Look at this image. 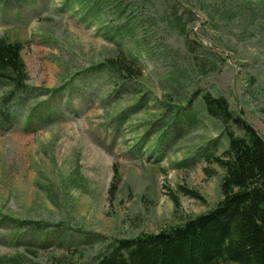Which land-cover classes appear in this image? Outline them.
Wrapping results in <instances>:
<instances>
[{
    "label": "rangeland",
    "instance_id": "374dc122",
    "mask_svg": "<svg viewBox=\"0 0 264 264\" xmlns=\"http://www.w3.org/2000/svg\"><path fill=\"white\" fill-rule=\"evenodd\" d=\"M1 38L28 81L0 107V264H96L213 210L205 95L264 139V0H0Z\"/></svg>",
    "mask_w": 264,
    "mask_h": 264
},
{
    "label": "trees",
    "instance_id": "16d2710c",
    "mask_svg": "<svg viewBox=\"0 0 264 264\" xmlns=\"http://www.w3.org/2000/svg\"><path fill=\"white\" fill-rule=\"evenodd\" d=\"M23 49L20 42L0 39V87L8 90L0 107L27 88ZM110 64L114 71L132 74L124 63ZM202 100L229 139L228 150L213 160L225 171L223 199L170 230L116 241L96 264H264V140L250 123L234 116L224 97L205 95ZM8 119L0 110V123ZM211 156L204 155L207 162Z\"/></svg>",
    "mask_w": 264,
    "mask_h": 264
},
{
    "label": "water",
    "instance_id": "95a60500",
    "mask_svg": "<svg viewBox=\"0 0 264 264\" xmlns=\"http://www.w3.org/2000/svg\"><path fill=\"white\" fill-rule=\"evenodd\" d=\"M261 137V136H260ZM262 138V137H261ZM263 139V138H262ZM264 140V139H263Z\"/></svg>",
    "mask_w": 264,
    "mask_h": 264
}]
</instances>
